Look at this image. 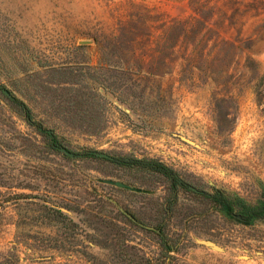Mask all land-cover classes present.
I'll return each instance as SVG.
<instances>
[{
	"label": "rangeland",
	"instance_id": "1",
	"mask_svg": "<svg viewBox=\"0 0 264 264\" xmlns=\"http://www.w3.org/2000/svg\"><path fill=\"white\" fill-rule=\"evenodd\" d=\"M0 84V264H264V0H0Z\"/></svg>",
	"mask_w": 264,
	"mask_h": 264
},
{
	"label": "trees",
	"instance_id": "2",
	"mask_svg": "<svg viewBox=\"0 0 264 264\" xmlns=\"http://www.w3.org/2000/svg\"><path fill=\"white\" fill-rule=\"evenodd\" d=\"M177 26L173 24L171 27ZM0 89L11 98V101L17 103L19 101L7 88H5L2 84H0ZM25 107L24 104H22ZM129 160H136V164L140 165V167H145L144 165H150L153 167V170L163 171L168 173L167 168H164L161 164H156L148 162H144L142 160L147 159H128L124 162H128ZM151 160V159H148ZM133 165H135L133 163ZM173 184L177 185L180 182V179L177 176H174ZM207 198L217 206L218 210L222 211L225 216L232 219L235 223L242 224V225H254L258 222L264 221V193L262 194L260 200L256 204L248 203L244 198L239 196H231L224 190L218 189L215 192H205ZM133 218L135 217L133 214H130ZM135 219V218H134ZM138 222V220L135 219ZM140 223V222H139ZM143 225L142 223H140ZM154 230L159 232L162 241L164 243V248L167 253H171L172 251H176L178 248L176 244L169 238V235L157 227H153ZM216 244V243H215Z\"/></svg>",
	"mask_w": 264,
	"mask_h": 264
},
{
	"label": "water",
	"instance_id": "3",
	"mask_svg": "<svg viewBox=\"0 0 264 264\" xmlns=\"http://www.w3.org/2000/svg\"><path fill=\"white\" fill-rule=\"evenodd\" d=\"M98 154L101 155V156H105V157L108 156V155L105 154V153H98ZM118 184H119V185H123V184L120 183V182H118ZM200 242H201V243H204V244H212V245L216 246V244H215L214 242L210 241V240H200Z\"/></svg>",
	"mask_w": 264,
	"mask_h": 264
}]
</instances>
